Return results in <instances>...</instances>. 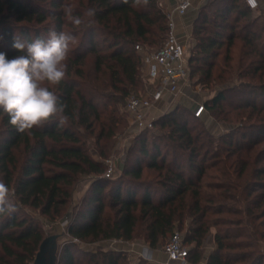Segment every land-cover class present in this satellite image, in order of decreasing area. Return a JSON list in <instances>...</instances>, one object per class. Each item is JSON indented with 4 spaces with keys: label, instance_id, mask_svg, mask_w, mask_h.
<instances>
[{
    "label": "trees",
    "instance_id": "trees-1",
    "mask_svg": "<svg viewBox=\"0 0 264 264\" xmlns=\"http://www.w3.org/2000/svg\"><path fill=\"white\" fill-rule=\"evenodd\" d=\"M65 1L0 0V51L8 59L21 54L12 47L14 37L46 39L49 19L54 31L77 39L65 79L51 89L65 106L66 123L52 119L20 133L0 112V183L7 189L0 203V264H34L43 244L56 264H128L124 251H87L78 243L142 237L159 249L189 218L184 236L195 262L264 264V167H254L264 158L254 150L264 143V8L254 15L246 0H210L193 23L190 78L220 86L205 107L236 127L215 137L202 117L178 105L154 120L161 134L153 128L133 136L114 178L104 176V160L124 122L120 108L129 115L128 99L142 82L136 45L161 46L167 13L161 0H78L77 26L63 18ZM84 175L90 186L68 221L71 239L58 249L44 221L65 219ZM210 235L215 245L205 257L201 247Z\"/></svg>",
    "mask_w": 264,
    "mask_h": 264
},
{
    "label": "clouds",
    "instance_id": "clouds-1",
    "mask_svg": "<svg viewBox=\"0 0 264 264\" xmlns=\"http://www.w3.org/2000/svg\"><path fill=\"white\" fill-rule=\"evenodd\" d=\"M66 14L74 25L82 23L80 17L72 15L70 8ZM94 14L92 8L86 13L88 17ZM75 42V35L51 30L47 39L36 38L29 42L14 37L12 47L21 54L12 59L0 51V112L8 116L17 132L23 133L52 119L66 123L65 106L51 89L65 79L66 61ZM6 191L0 183V203Z\"/></svg>",
    "mask_w": 264,
    "mask_h": 264
},
{
    "label": "rangeland",
    "instance_id": "rangeland-1",
    "mask_svg": "<svg viewBox=\"0 0 264 264\" xmlns=\"http://www.w3.org/2000/svg\"><path fill=\"white\" fill-rule=\"evenodd\" d=\"M209 1L210 0H207L206 3H209ZM258 1L261 4V9L259 11L254 10L253 11L254 15L261 14L262 9L264 8V0H258ZM65 2L67 4L65 5V7H63L64 11H66L69 8L71 9V11H73L78 5V0H66ZM40 4L43 5L46 9L47 8L50 9L51 11L53 9L50 5V2L48 1H41ZM63 18L66 21H71L67 14L63 15ZM49 22L51 23L49 25L50 30L48 31L54 30L55 22L52 19H49ZM65 29L69 30V27L65 26ZM48 33L44 34L46 39L48 37ZM97 39H100V37L97 36ZM158 47H156V49ZM71 48H73V46H71ZM191 49H192V39L189 40V45L187 47L189 55L191 54ZM239 53H240V43L236 42V45L232 49V55L235 57L234 58L235 60L237 59ZM222 56L223 54L218 59L220 60ZM85 59L86 60H85L84 68L89 70L92 67V62H93L92 54L91 53L87 54ZM233 63H235V61H233ZM140 73H141L142 82L137 88L133 89V91L138 94L147 92L151 88L150 83L147 80V65L145 64V62H144V65L142 66ZM196 81H197V77H194V78L191 77L189 79V83H188L189 85L186 87V90L183 96L177 97L175 100H173L171 104L168 103L165 110L168 111L178 105H181L193 111L198 104H202V103L205 104V101L208 100V98L211 97L213 94H215L218 89H220L219 85L212 84L211 87H205L202 84H198ZM236 82L237 81L233 83L235 84ZM233 83L231 85H233ZM157 113H159L157 109L155 108L151 109L150 116L154 118V116ZM120 114L123 117L124 122L120 125V129L118 130L117 135L113 138L112 146L107 156V158H113L115 162V172H114V175L112 176L114 178L121 175L120 170L122 168V160L124 159L127 150L132 146L133 136L136 135L134 131L131 130L130 128V115L126 114L125 107L120 108ZM202 119L204 122L203 124L208 127V129L211 131L212 134L215 135V137L219 136L220 134H224L228 132L229 129L232 127H236V124L234 123H228L223 120H219L218 118L213 116L212 113L209 112L207 109H206L205 114L202 116ZM195 123L199 124L198 121H196ZM191 124L194 125V121L191 122ZM153 131H155V133L157 134L162 133V131L157 128H154ZM254 150H257L256 151L257 153L259 151L260 152L263 151L264 153V143L258 144L256 148H254ZM95 157L97 159H101L98 155ZM254 167H264V158L261 159L257 165H254ZM90 180H91L90 177L87 175H84L81 177L80 182L74 193L73 202L68 206V209L65 213V216H64L65 219H60L57 222H54L51 224L45 223L44 221V233L46 236H52V235L56 236L58 249H60L63 243L71 239L67 232V224H68V221L73 216L74 206L80 202L83 193H85L87 188L90 186V183H91ZM204 180L213 181L208 178H204ZM37 215H39V213H37ZM190 223H191V219L189 218L185 220L183 225H180L179 223H177L176 225L182 229L183 233H185ZM168 239L169 237L167 238V240H165V242L159 249H152L142 237H138L137 239L133 241L106 240V241H101L98 243L79 242L78 244L80 248H82L83 250H87V251H96L100 248L104 250L124 251L127 254L128 259H129L128 264H138L141 260H147L148 262L155 264V262L151 261L150 258L151 257L153 258L154 253L159 252L163 249ZM214 245L215 244L213 242L212 235L208 236L204 240L201 250L203 251V254L205 257H208L210 252L213 250ZM260 247L263 248L264 243H261Z\"/></svg>",
    "mask_w": 264,
    "mask_h": 264
},
{
    "label": "built area",
    "instance_id": "built-area-1",
    "mask_svg": "<svg viewBox=\"0 0 264 264\" xmlns=\"http://www.w3.org/2000/svg\"><path fill=\"white\" fill-rule=\"evenodd\" d=\"M246 1L253 10L261 9L258 0ZM191 8V0H176L173 11H166L168 32L164 42L156 50L147 51L141 45H136V49L143 54V60L148 66L147 80L151 88L144 93H133L128 99L130 128L135 134L153 129L155 119L150 116L151 109L155 108L167 95L171 96L169 101L171 104L177 97L183 96L189 85L188 44L183 42L176 32L177 23L174 14L184 16ZM205 108L204 103L198 104L193 110L195 117H202L206 112ZM104 162L107 166L104 176L112 177L115 172L113 158H107ZM190 249L191 245L186 242L183 231L177 226L162 249L165 259L155 261L151 257L150 260L155 264H206V260L200 263L192 260Z\"/></svg>",
    "mask_w": 264,
    "mask_h": 264
},
{
    "label": "crops",
    "instance_id": "crops-1",
    "mask_svg": "<svg viewBox=\"0 0 264 264\" xmlns=\"http://www.w3.org/2000/svg\"><path fill=\"white\" fill-rule=\"evenodd\" d=\"M191 1H192V8L186 15L178 16L177 14H174L177 23L176 32L178 33L180 39L183 42H187L188 45H189V40L192 39L193 23L196 17L198 16L200 9L206 4L207 0H191ZM161 3L165 11H173L176 5V0H161ZM147 72H148V66H147ZM170 100H171V96L167 95L164 100H162L157 104L155 109H157L159 113H157L154 116V119H157L166 112L165 108L167 107ZM84 194L85 193H83V195ZM153 259L155 261L164 260L165 254L163 253L162 250L156 252L153 255Z\"/></svg>",
    "mask_w": 264,
    "mask_h": 264
},
{
    "label": "water",
    "instance_id": "water-1",
    "mask_svg": "<svg viewBox=\"0 0 264 264\" xmlns=\"http://www.w3.org/2000/svg\"><path fill=\"white\" fill-rule=\"evenodd\" d=\"M55 237L56 236H52L49 240H52ZM34 264H56L54 256H50L49 258L46 256V249L44 247V244L42 245L40 251L37 253Z\"/></svg>",
    "mask_w": 264,
    "mask_h": 264
}]
</instances>
